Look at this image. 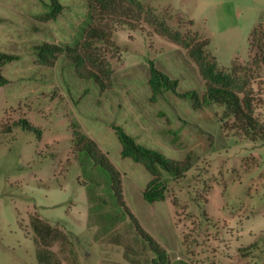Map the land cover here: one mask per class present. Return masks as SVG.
Listing matches in <instances>:
<instances>
[{"label": "rangeland", "instance_id": "obj_1", "mask_svg": "<svg viewBox=\"0 0 264 264\" xmlns=\"http://www.w3.org/2000/svg\"><path fill=\"white\" fill-rule=\"evenodd\" d=\"M144 1L185 42L210 41L206 53L221 69L236 64L250 76L264 103V63L254 62L250 44L253 31L264 30V0ZM60 2L62 13L50 19V0H0V54L16 57L0 65L9 80L0 85V124L27 118L36 128L0 133V264H42L37 218L62 231L64 240L49 241L62 264H154L130 212L167 251V264H264V141L226 130L223 107L195 109L180 97L205 92L200 63L149 23L116 31L112 89L80 79L65 58L41 64L35 47L75 44L87 25L86 0ZM151 62L179 80L176 91L152 99ZM255 115L264 123V104ZM74 124L121 172L126 206L110 172L76 149ZM114 125L167 157H191L182 178L165 173L163 200L144 198L151 174L123 157Z\"/></svg>", "mask_w": 264, "mask_h": 264}, {"label": "trees", "instance_id": "obj_2", "mask_svg": "<svg viewBox=\"0 0 264 264\" xmlns=\"http://www.w3.org/2000/svg\"><path fill=\"white\" fill-rule=\"evenodd\" d=\"M86 4L89 12L82 37L75 44L44 43L35 47L41 64L54 67L59 59L65 58L74 66L75 73L80 79L94 80L102 90L112 89L114 71L111 57L121 50L114 39L116 31L119 28L144 30L145 24L149 23L156 33L169 37L175 42H182L189 48V54L200 63V73L206 82L205 92L200 94L194 90L181 93L180 97L191 98L195 109H204L212 104L223 107L222 121L226 130L236 135L246 136L253 141H264V123L255 115L257 105L264 103L250 90V76L247 74L243 76L236 64L233 66L232 72L221 69L216 58H211L206 53L210 41L198 42L195 45L185 42L181 33L172 30L167 21L160 18L154 8L144 0H86ZM49 5L51 8L50 19H56L62 13L64 6L60 0H50ZM261 28L262 26H259L253 31L250 43L257 49L254 62L258 65L264 63V30ZM15 59V56L0 54V65L3 66L8 61ZM8 82L9 80L0 70V85H5ZM149 84L153 92L152 99H156L162 96L166 90L176 91L179 80L172 79L151 62ZM19 125L28 130H36L27 118H22L12 124L1 123L0 133L11 132L14 126ZM114 129L122 144L123 157L132 158L135 162L141 163L151 174V180L144 191V198L151 203L166 197L169 180L165 177V173L178 180L192 167L190 156L185 160H175L158 150L139 143L124 127L114 125ZM73 143L77 150L85 151L97 164L110 172L116 196L120 203L126 206L121 172L97 142L79 130L76 124H74ZM130 214L139 231L151 243L157 254L154 264H167V251L146 233L131 212ZM34 227L39 247L37 253L41 263L62 264L55 252L49 248L50 240L52 242L64 240L62 231H58L40 218L34 221Z\"/></svg>", "mask_w": 264, "mask_h": 264}]
</instances>
